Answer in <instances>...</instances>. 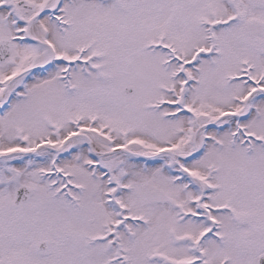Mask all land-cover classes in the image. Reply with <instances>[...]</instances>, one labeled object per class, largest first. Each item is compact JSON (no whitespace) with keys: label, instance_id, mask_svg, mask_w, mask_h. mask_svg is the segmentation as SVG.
<instances>
[{"label":"snow or ice","instance_id":"snow-or-ice-1","mask_svg":"<svg viewBox=\"0 0 264 264\" xmlns=\"http://www.w3.org/2000/svg\"><path fill=\"white\" fill-rule=\"evenodd\" d=\"M0 264H264V0H0Z\"/></svg>","mask_w":264,"mask_h":264}]
</instances>
